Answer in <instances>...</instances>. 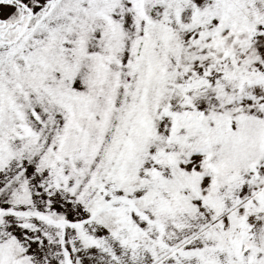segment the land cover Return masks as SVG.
I'll return each mask as SVG.
<instances>
[{
	"label": "snow or ice",
	"instance_id": "6c2138e0",
	"mask_svg": "<svg viewBox=\"0 0 264 264\" xmlns=\"http://www.w3.org/2000/svg\"><path fill=\"white\" fill-rule=\"evenodd\" d=\"M0 264H264V0H0Z\"/></svg>",
	"mask_w": 264,
	"mask_h": 264
}]
</instances>
